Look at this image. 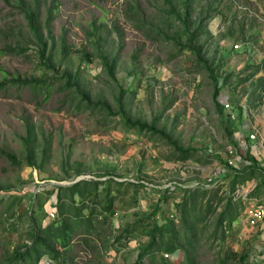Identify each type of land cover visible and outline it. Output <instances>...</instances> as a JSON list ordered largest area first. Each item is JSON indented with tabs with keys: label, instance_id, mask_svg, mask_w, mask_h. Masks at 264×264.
<instances>
[{
	"label": "rangeland",
	"instance_id": "1",
	"mask_svg": "<svg viewBox=\"0 0 264 264\" xmlns=\"http://www.w3.org/2000/svg\"><path fill=\"white\" fill-rule=\"evenodd\" d=\"M25 3L26 6L12 0L7 5L0 0V83L6 76L8 80L20 76L50 78L53 86L47 90L41 84L24 87L10 82L0 87V150L14 155L19 162L15 164L0 153V187L3 188L0 190V264L13 247L28 241L27 211L46 218L45 224L52 221L47 210L49 203L57 201L56 195L32 194L34 204L30 205V192L34 190L37 195L40 185L47 187L55 182L69 186L73 181L54 178L66 171L73 174L78 165L86 171L82 176L88 179L111 172L121 182L146 184L138 193L136 206L131 200L133 190L118 199L124 212L115 224L123 225L138 219L135 212L150 211L159 198L154 189L174 190L180 185L192 188L222 177V164L213 158L220 156L226 160L233 148L228 145L224 123L217 117L213 84L195 53L183 48L188 44L189 34L180 21L168 17L164 0H25ZM131 7H134L132 12ZM192 7V20L197 24L191 31L203 23L195 43L203 46L205 60L221 78L235 73L223 86V92L229 90L224 98L228 101L231 96L246 106L248 93L254 92L257 81L239 82L245 62L262 66L259 75L264 77V0H192ZM27 8L38 11L37 24L48 42L47 56H51L57 74L41 62L40 43L26 17ZM236 45L250 50L243 53L235 50ZM100 51L118 59L116 81L104 68ZM86 54L90 63L84 58ZM79 68L94 100L108 101L117 111L116 97L123 87L126 110L133 120L155 124L179 146L200 151L187 163H180L177 158L180 154L161 136L128 131L120 116L98 109L76 111L66 92L60 90L64 82L53 77L61 76L66 69L76 72ZM254 112L251 120L253 125H258L251 132L258 133L260 152L264 155V103ZM27 123L35 141L31 147L44 160V181L40 171L25 165L29 154L25 143L29 134ZM246 151L245 147L243 153ZM255 185L257 181L252 180L236 191L247 202L246 206L264 200V191L260 198L247 200L246 195ZM182 194L174 192L163 203L164 210H173ZM16 197H23L21 205H16ZM14 211L16 216L11 218ZM220 211L219 207L208 221L210 231L201 249L203 264H213L219 250V241L212 232ZM12 224L16 225L13 230ZM243 227L235 228L227 247L240 255L248 254L247 262L256 263L264 248V239L259 235L261 229L251 228L247 223ZM136 247L137 242L131 241L120 255L110 251L105 261L133 264ZM81 250L77 246L74 252L79 256L78 264H88L94 254L86 256ZM230 264L238 261L232 260Z\"/></svg>",
	"mask_w": 264,
	"mask_h": 264
},
{
	"label": "trees",
	"instance_id": "2",
	"mask_svg": "<svg viewBox=\"0 0 264 264\" xmlns=\"http://www.w3.org/2000/svg\"><path fill=\"white\" fill-rule=\"evenodd\" d=\"M4 1L7 5L12 2V0ZM17 1L26 6L25 0ZM164 2L167 6L165 12L169 15L168 17H175L180 21L189 34L188 44L183 48H188L194 52L209 74L214 88L213 101L219 116L223 119L228 142L238 149V153L243 160L242 165L235 168L228 163L227 159L217 156L215 158L220 161L224 170L222 177L215 179L213 183L201 182L192 188H185L180 185L175 186L174 190L170 187L154 189L159 198L154 206L150 208V211L145 213L135 212L134 216L138 217L137 220L125 225L116 222L117 227L115 220H119L124 212V207L118 203V199L125 193L130 192L128 190H133L131 200L133 205L136 206L139 202L137 196L140 189L147 187L145 183L121 182L117 179L118 176L106 172L104 175L99 174L96 176L100 180H82L69 186L48 184L46 187L44 185L36 197L43 193L48 197L56 195L57 218L45 224L46 218L39 217L32 210L27 211L30 228L26 231L25 236L28 241H22L21 244L13 247L1 264H45L46 262L49 264H78L77 259L79 256L74 255L77 246L82 248L81 252L85 253L86 256L94 254L90 261L89 258L84 256L86 262L89 261L88 264H110L105 261L109 252L115 251L117 255H120L131 241L137 242L136 250L138 251L136 261L133 264H203L201 249L203 242L207 239V233L210 231L208 221L214 213H217L219 207L221 211L218 213L212 232V236L219 241V250L213 264H230L232 260L238 261V264H250L247 262L248 254L243 253L240 255L235 252L232 248L227 247V241L233 236L234 224L240 220L247 208L246 202L236 194V191L248 182L256 180L257 185L248 194L247 200L260 198L264 191V165L251 151L243 153L239 144L234 142L233 131L230 129L232 121L229 116L225 117L226 109L219 102L223 86L228 84V80L235 73L227 75L224 85H221L220 76L217 75L216 70L209 65L202 54L203 46L196 45L195 40L202 31L200 28L203 23L200 22L191 31L197 24V21L192 20L194 10L192 0H164ZM131 8L130 12L134 10V7ZM38 15L37 9L27 8L26 17L40 43L41 62L46 68L57 74L51 56H47L48 42L44 40L37 24ZM127 17L135 24L129 14H127ZM201 19L199 18V20ZM136 27L140 28L138 25ZM24 50L22 49V51ZM85 56L87 58H84L88 59L87 61L90 63L89 55L86 54ZM100 59L110 78L116 81L115 73L118 59L116 57L110 58L101 51ZM80 70L81 68L74 72L66 69L61 76L55 77L54 74L53 77V79L59 78L64 82L60 86V90L66 92L65 95L70 98L76 111L98 109L111 116H120L128 131L137 130L139 133L159 135L175 147V150L180 154L177 157L180 163H187L194 154L200 151L196 148L185 149L179 146L176 141H172L164 130L157 129L155 124L133 120L126 110V104L124 103L126 89L123 87H120L119 96L116 97L119 108L117 111L113 110L108 101L94 100L80 76ZM261 70L262 66L247 62L238 77L240 83H247L250 80L257 81V88L254 90V98L251 102H260L262 95H264V77L256 78ZM10 82L19 83L24 87L41 84L40 86L45 87L47 90H50L53 86L50 78L37 80L23 79L19 76L8 80L6 76L4 82L0 83V87H5ZM257 93L258 95L255 97ZM235 113L242 117L243 107L237 104ZM27 125L29 134L25 138V143L28 146L29 154L25 165L40 171L41 179L44 181V177H42L44 160L37 155L35 148L31 147V143L35 141L33 140L32 128L28 123ZM0 153L11 162L19 164L14 155L1 150ZM43 157H47L45 150ZM85 172L78 165L73 174L66 171L63 176L54 179L58 181H75ZM102 178H105V180H101ZM2 189L0 187V190ZM176 191L183 193L180 202L175 203L173 210H164L163 203L172 197ZM33 195L30 194V205L34 204L32 203L34 202L32 200ZM22 200L23 197H16V205L22 204ZM14 216H16L15 211L11 213L10 217ZM20 216L22 218L21 214ZM15 226L12 224L10 229L13 230ZM115 230H117V233H113ZM165 255H168V257H165ZM263 255L264 250H261L260 260L252 264H264Z\"/></svg>",
	"mask_w": 264,
	"mask_h": 264
},
{
	"label": "built area",
	"instance_id": "3",
	"mask_svg": "<svg viewBox=\"0 0 264 264\" xmlns=\"http://www.w3.org/2000/svg\"><path fill=\"white\" fill-rule=\"evenodd\" d=\"M235 50H239V51L245 53V52H248L250 50V48H248L247 46H244V45H242V46L241 45H236L235 46ZM219 76L221 78V75H219ZM224 77H226V76H224ZM224 81H225V79L221 78L220 84L224 85ZM223 90H224V88H223ZM225 90H227V92L229 91L228 89H225ZM222 95H223V93H221V96H220L219 100L222 101V104L224 105V107H225V109L227 111V114H228L229 118L231 119V121H235V119H236L235 118V114L236 113L234 111L233 102L232 101L229 102V101L222 100V98H221ZM257 134H258L257 132H254V133H250L248 135V143H246L244 145L246 147L247 151H257V152H259L261 146L259 145V143H256L257 142ZM240 147H241L242 150L244 149L243 146H240ZM227 160H228V163L231 166H233L235 168H239L240 167L242 159H241V157H240V155L238 153V149L237 148L233 147V150L231 151V155L229 157H227ZM215 179L216 178H211L210 180H208V182L209 183H213ZM42 186L43 185H40L39 189H37V190H39L38 193L41 191V187ZM207 187H208V185H207ZM30 193L34 194L36 196V193H34V190H32ZM247 196L248 195H246V198H247ZM56 204H57V201L56 202H52L51 204L49 203V208L47 210L48 217L52 221L55 220L57 218V215H58ZM246 218H247V221H248V225L251 228L259 227L261 229L260 233L262 234V236H264V200H258L257 202L247 206V208H246ZM262 250H264V248ZM165 257H168V255H165ZM263 258H264V255H263ZM45 264H49V263L46 262Z\"/></svg>",
	"mask_w": 264,
	"mask_h": 264
},
{
	"label": "crops",
	"instance_id": "4",
	"mask_svg": "<svg viewBox=\"0 0 264 264\" xmlns=\"http://www.w3.org/2000/svg\"><path fill=\"white\" fill-rule=\"evenodd\" d=\"M247 62H245L246 64ZM245 64L243 65V67L245 66ZM260 77V75L258 74L256 76V78ZM254 93V92H253ZM253 93H251L249 91L248 93V102L246 106H243L240 101H238L237 99H232V98H228V101H232L233 102V105H234V111H235V106L237 104H239L240 106L243 107V115L242 117L238 115V113L235 114V121H232L231 124H230V129L233 131V139H234V142L236 144H239V146H243V148H245V144L248 143V135L250 133H252L251 131H253V128L254 126H257L258 124L256 123V125H253L252 123V120L251 118L253 117V113L254 112V109L258 108L262 103H264V95H262L261 97V101L260 102H257V101H250V97L252 96L253 97ZM258 95L255 94V97ZM225 96H228V93H227V90H225L223 92V95H222V100L226 101L227 99L224 98ZM254 98V97H253ZM255 100V99H254ZM219 102L222 104V101L219 100ZM223 105V104H222ZM224 106V105H223ZM228 114H227V111H225V117H227ZM217 117L220 119L221 123H223V119L219 116L218 112H217ZM225 131V130H224ZM226 134V133H225ZM226 139H227V136H226ZM264 141V140H262ZM227 142H228V139H227ZM256 143H259V139L257 140ZM228 145L231 147L232 145L228 142ZM233 148V146H232ZM251 153L253 155H255L257 157V159L259 161L262 162V165L264 164V155L263 153L261 154L260 150L259 152L257 151H251ZM213 159H216V158H213ZM217 160V159H216ZM218 161V160H217ZM242 162L243 160H241V164L240 166L242 165ZM224 172L223 170V167H222V173ZM256 187V185L251 189V192L253 191V189ZM258 200H255V202H257ZM254 202V203H255ZM247 203V202H246ZM250 204H253L252 202ZM249 206V205H248ZM243 219H242V216L240 218V220L234 224V232H235V228H239V227H243V223H247L248 224V221H247V218H246V211L244 212L243 214ZM246 229H247V226H244L243 227V231L246 232ZM259 235L264 239V236H262L261 233H259ZM264 242V241H263Z\"/></svg>",
	"mask_w": 264,
	"mask_h": 264
},
{
	"label": "water",
	"instance_id": "5",
	"mask_svg": "<svg viewBox=\"0 0 264 264\" xmlns=\"http://www.w3.org/2000/svg\"><path fill=\"white\" fill-rule=\"evenodd\" d=\"M82 180H100V179H96V178H90V179H88V178H86V177H84V176H80V177H78L75 181H73L70 185H73V184H76V183H78V182H80V181H82ZM102 180V179H101ZM103 180H105V178H103ZM53 184H55V185H63L62 183H57V182H55V183H53ZM57 199V198H56Z\"/></svg>",
	"mask_w": 264,
	"mask_h": 264
}]
</instances>
